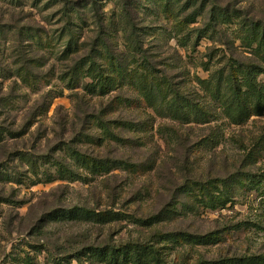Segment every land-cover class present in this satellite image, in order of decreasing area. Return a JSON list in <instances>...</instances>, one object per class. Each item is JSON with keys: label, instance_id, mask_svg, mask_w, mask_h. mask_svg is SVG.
Wrapping results in <instances>:
<instances>
[{"label": "rangeland", "instance_id": "1", "mask_svg": "<svg viewBox=\"0 0 264 264\" xmlns=\"http://www.w3.org/2000/svg\"><path fill=\"white\" fill-rule=\"evenodd\" d=\"M253 24L264 0H0V264L160 237L168 264L264 261V106L248 97L237 123L231 96ZM97 70L103 95L86 90ZM229 178L215 210L182 191Z\"/></svg>", "mask_w": 264, "mask_h": 264}, {"label": "trees", "instance_id": "2", "mask_svg": "<svg viewBox=\"0 0 264 264\" xmlns=\"http://www.w3.org/2000/svg\"><path fill=\"white\" fill-rule=\"evenodd\" d=\"M218 17V16H217ZM214 16V19H217ZM97 23L101 24L100 21ZM216 24V23H215ZM213 24V26L215 25ZM251 29L252 33L255 35L256 49L253 51L258 58L255 60L254 65L251 67L239 68L237 66L238 72L241 77V85H235L233 91L235 92L233 96V102L236 107L233 119L235 122H241L247 116L248 103L247 98L253 97L254 106L262 107L264 106V84L257 81L256 77L259 75H264V25L253 24ZM260 31V33H258ZM93 64L99 68V64L90 59ZM95 81L86 87L89 94L98 93V95H103L107 93V90L111 87L114 88V82L109 75L104 77V72L98 71L95 75ZM193 109V107H191ZM106 132L109 133V126L105 128ZM95 166V165H94ZM97 168L91 167V170ZM99 169L103 170L105 173L110 171L109 167H102ZM97 170V169H96ZM246 176H237L236 180ZM259 179L264 184V173L260 175ZM232 179L227 180H214L212 182H206L203 184H187L182 187V191L188 194L193 193L196 190L202 197L204 202V207L215 210L219 207H224L230 201L233 185ZM195 188V189H194ZM95 221L100 224H110L112 222H118L124 220V218L131 220L136 225L151 227L150 223L146 220H136V218L130 215L120 214L119 212H107L104 215H95ZM184 240L188 244H193L197 246H209L216 242V237L213 235L209 236H189L184 237ZM176 242V241H175ZM169 243L167 237H160L156 241H146V242H125L114 244L105 247H89L87 252V263L88 264H168L166 261V255L164 253L165 246L162 244ZM236 262H220L219 264H237ZM248 264H264V261L257 257H251L247 260ZM55 264H62L60 261ZM85 264V263H80Z\"/></svg>", "mask_w": 264, "mask_h": 264}]
</instances>
